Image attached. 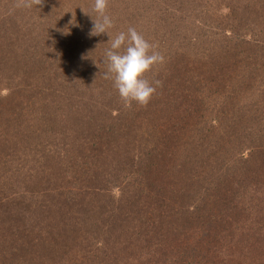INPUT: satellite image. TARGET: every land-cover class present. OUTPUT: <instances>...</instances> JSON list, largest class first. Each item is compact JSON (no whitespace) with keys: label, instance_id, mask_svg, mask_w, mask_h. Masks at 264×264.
Returning a JSON list of instances; mask_svg holds the SVG:
<instances>
[{"label":"trees","instance_id":"1","mask_svg":"<svg viewBox=\"0 0 264 264\" xmlns=\"http://www.w3.org/2000/svg\"><path fill=\"white\" fill-rule=\"evenodd\" d=\"M85 1L0 0V264H184L186 236L190 264H262L264 0H109L111 36L164 56L146 107L104 78Z\"/></svg>","mask_w":264,"mask_h":264},{"label":"clouds","instance_id":"2","mask_svg":"<svg viewBox=\"0 0 264 264\" xmlns=\"http://www.w3.org/2000/svg\"><path fill=\"white\" fill-rule=\"evenodd\" d=\"M109 0H94L93 11L97 18L93 20L90 35L107 34L110 47L105 51L104 63L107 71L105 79L113 81L125 107H131L135 102L146 107L152 99L161 81H150L147 73L154 65L164 62V56L155 51V46L139 33L134 27H129L127 33L120 32L112 37L109 30L114 26L107 14ZM43 0H19L17 7L40 6ZM85 14H87L85 12ZM123 49V51H121Z\"/></svg>","mask_w":264,"mask_h":264},{"label":"rangeland","instance_id":"3","mask_svg":"<svg viewBox=\"0 0 264 264\" xmlns=\"http://www.w3.org/2000/svg\"><path fill=\"white\" fill-rule=\"evenodd\" d=\"M86 1H85V4H89V7H90V4H92V6L94 5V0H90V3L86 2ZM89 7H87V5H85V6H82V8H80L79 10H77V12H78L77 15H78V17L80 15L79 19H80L81 23L90 19V11L87 10ZM85 12L87 14H85ZM95 16H97V15L95 14ZM114 17H116V15H114ZM134 21L137 23V21H139V20L134 19ZM78 25H81V24L78 23ZM69 29L72 30L73 32L76 31L73 27H71ZM77 30H78V32L77 31L76 32L80 34L81 27H78ZM72 44L75 45L76 40H72ZM60 72H61V70H60ZM61 75H62V73H61ZM46 139L49 141H53V139L48 135H46ZM12 141H14V139H12ZM29 142H30V140H27L26 142H23L22 144H20L18 147V150H21V151L24 150L26 148V146L29 144ZM38 155H40V154H38ZM36 158H38V157H36ZM31 161L35 162L34 159H32ZM46 180L49 182H53V181H55V177L52 173H50V176ZM114 191L117 192V189H115ZM166 238L168 241H170V243H172V242H174V239H179V236H175V237L168 236ZM183 240H184V242L182 243V246L181 247L179 246L178 248L174 249L173 253L171 255H169V257H173L174 260H176L180 263H184V264H190L189 262H190L191 258H194L195 260L204 258V248H202L200 246V244L198 243V240H200L199 237L194 236L193 238H188L186 236V238L183 237ZM185 240H187V241H185ZM189 241H191L192 243ZM195 241H197V242H195ZM259 252L262 255H264V249H260ZM261 263L264 264V258H263Z\"/></svg>","mask_w":264,"mask_h":264}]
</instances>
